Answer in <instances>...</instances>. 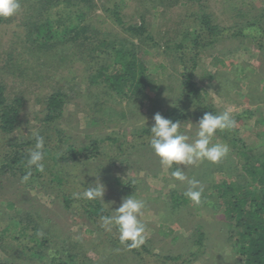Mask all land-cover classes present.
<instances>
[{
  "label": "rangeland",
  "instance_id": "obj_1",
  "mask_svg": "<svg viewBox=\"0 0 264 264\" xmlns=\"http://www.w3.org/2000/svg\"><path fill=\"white\" fill-rule=\"evenodd\" d=\"M116 1L93 0V6L86 9L88 15L84 22L89 29L85 34L97 42L100 38L124 39L117 41L116 47L117 44L129 47L130 42L140 43L114 23V13L105 10V6L112 7ZM41 2L43 0H21L20 12L8 21L0 22V85L8 99L17 95L23 98L14 131L9 135L0 133V155L8 149L5 142L8 138L19 142L40 130V119L46 112V97L56 90L68 95L69 101L57 125L67 133L69 141L79 146L88 142L87 136H111L114 140L103 142L102 146H106L101 149L102 153L91 160L60 161L57 165V173L63 178L60 182L22 183L18 175L0 174V229L8 226L6 231L0 230V242L17 225L19 216L26 220L24 216L31 215L52 235L49 249H46L48 255L41 260L39 255L31 254L32 260L21 259L24 264H47L54 252L67 264L83 260L89 264H174L180 263L181 259L170 261L165 256L177 254L188 258L185 264H235L240 258L233 248L235 237L227 233L229 229L220 209L222 199L215 197L210 186L228 170L218 169V166H226L228 159L232 158L233 163L238 155H234L228 145L229 154L220 163L204 161L195 166L176 165L187 177L199 180L204 186L203 202L196 206L189 200L177 209H171V190L186 191L188 185L171 176L172 168L161 165L149 146V137L154 114L159 112L165 117V112L174 108L176 116H185L176 117L181 121V131L194 138L195 123L205 112L211 113L204 108L211 105L216 114L224 110H231L233 116L240 114L236 121L238 135L256 148L262 146L264 137L258 134L263 130L259 128L261 125H256L254 118L242 112L247 110L251 114L263 115L260 118L264 120V102L253 101L256 92L261 95L259 88L264 84L261 82L264 78V50L258 51L256 45V40L264 41V33L256 28L259 21L264 26V0L201 1L204 3L202 9L210 12L212 22L228 30L212 45L200 50L193 78L196 92L181 84L180 50L175 48L184 32L195 29L198 22L196 4L188 0H124L116 13L125 24H139L143 18L145 34H150V39L144 40L141 47L137 46V55L156 81V86L146 91V97H133L132 100L102 84L96 86L90 82L88 87L90 73L85 68L99 66L95 65L92 56L97 57L98 64L104 63L107 59L104 48L98 51L92 44L80 42V38L77 47L68 41L62 44L66 49L58 48L54 53L38 52L32 47L25 24L46 14L38 10L44 8L45 4ZM77 2L71 0L61 6L64 21L73 16ZM80 5L87 3L81 2ZM52 8L47 11L51 9L55 17V7ZM82 38L88 41V38ZM74 47L76 50L71 52L70 48ZM107 51L111 52L110 49ZM219 57L225 61L219 62ZM185 92L190 94L188 99H184ZM261 96L264 98L263 93ZM109 105L116 110L109 111L106 118L101 109ZM96 116L97 122L94 120ZM213 142H223L218 132ZM228 171L231 174L225 175L238 178L239 173ZM97 178L106 186L103 200L110 207L107 215L128 195L145 201L139 218L146 224L144 246L149 252L141 249L140 257L134 255L130 248L111 241L118 237L115 228L106 232L100 220L93 221L75 206L69 209L63 206V194L83 191L90 184L94 186ZM117 178L129 180L131 187H135L131 189L133 193H126ZM7 201L13 202L14 206H7ZM197 223L202 225L204 232L201 249L191 246L189 240ZM112 234L114 236L110 237ZM23 237L28 238L27 235ZM16 243L22 247L20 240ZM6 244L12 248L9 242ZM33 245L34 242L29 241L28 246ZM6 252L5 249L0 251V259L15 260ZM17 254L22 257L21 250Z\"/></svg>",
  "mask_w": 264,
  "mask_h": 264
},
{
  "label": "trees",
  "instance_id": "obj_2",
  "mask_svg": "<svg viewBox=\"0 0 264 264\" xmlns=\"http://www.w3.org/2000/svg\"><path fill=\"white\" fill-rule=\"evenodd\" d=\"M58 1L60 2V0H43L41 4H45L46 6L44 5L43 9L38 10L46 14L41 16L38 20L25 24L26 34L28 35V40L32 42V47L38 52L43 53L48 51L49 53L51 51L54 53L58 48L60 50L66 49L64 47L62 48V44L68 41L72 42L75 47H77V42L80 38V42L92 44L98 51H102L104 48V53L107 55V59L104 63L101 65L98 64L97 57L92 56L91 58L96 62L95 65L99 66L96 68H85V70L90 73L88 87L90 82L95 83L96 86H101L102 84L129 100H132L133 97H146V91L149 90L148 88L156 86V81L150 75L144 61L137 55L139 52L137 46L140 45L141 47V45L145 43L144 40L150 39V34H145L146 25L143 18H141L139 24H125L122 22V19L116 12L121 7V4L124 3V0H117L112 7L105 6L107 12L114 13V23L122 26L131 37H136V39L140 41L138 44L130 42L129 47H126V45L120 46L119 44H117L118 46L116 47L115 43L117 41L121 42L124 39L107 40L106 38H100L97 42V40H91V37L85 34L89 29L88 24L84 22L88 15L86 9H90L93 6V0H78L77 8L73 10V16L68 17L65 21L61 16L60 8L64 3L69 4L71 0H61L60 3L56 4ZM188 1H193L196 4L198 22L196 20L197 24L193 31L184 32V36L175 45V48L180 50L178 60L182 65L181 79L183 80L181 84L182 86H188L189 91L196 92L197 89L194 87L193 78L199 61L200 50L206 46L212 45L216 39L222 36L221 34L224 31L228 30V28H221V26L212 22L210 12H207L205 8L204 10L202 9L204 4L201 2L202 0ZM81 2H86L87 5L81 6ZM52 7H55L57 14L55 17L52 16L51 9L47 11V8L49 9ZM262 13L264 14V9ZM261 17L262 14L260 15V18ZM10 18L11 17L6 19L0 18V22H6ZM259 22L260 24H258L256 28L258 31L264 33V26L261 25V21ZM82 36L88 38V41L85 42ZM92 38H94V35H92ZM256 42L257 48L263 52L264 41L258 39ZM75 47L74 49L70 48L72 50L71 52L76 50ZM107 49H110L111 52H108ZM84 55L88 56L87 54ZM84 55L82 56L84 57ZM262 81H264V79H261V82ZM262 91L264 92V85L262 86ZM89 93L92 94L91 91ZM189 97L190 94L185 92L184 99H188ZM68 101V95L61 90L53 91L46 97V112L44 118L40 119V130H38L39 135L44 138V172H39L34 167L31 170L25 167L29 150L34 148L36 142L35 135L32 134L30 137H27V139L19 142H13L14 139L11 140V138L5 140L8 149L0 155V174L10 173L13 176L18 175L21 178L24 174L31 171V177L26 183H37L41 180L60 182L63 179L62 176L57 173V165H59L58 163L60 161L74 162L84 159L91 160V158L93 159L99 153H102L101 149L106 146H102V143L107 140H114V137L93 138L92 136H87L89 138L88 142L77 146L72 141H69L70 138L67 136V133L58 127V119L64 113ZM22 105L23 98L21 96L17 95L12 99H8L4 95L3 86L0 85V133L9 135L14 131ZM204 108L216 114L211 105L205 106ZM101 110H103L102 113L105 115L104 117L107 115L106 118H108L110 114L109 111L114 112L116 109L109 105ZM242 113H248L247 117L252 116L251 112L247 110ZM176 117L183 118L185 116L183 114L176 116L174 108L168 109L165 112V118L175 121L178 119ZM234 118L237 121V119L240 118V114H235ZM94 120L97 122L98 117ZM256 125H261L259 128L263 130L258 132V134L264 137V120L261 118L256 119ZM238 131L239 128L237 126L232 131H218L221 140L230 146L234 155H238L237 160L233 163L232 161L234 158L228 159L229 164H226V166H222L224 165L222 164L218 166V169H231L234 173H239L238 178L232 179L225 175L231 174V171L227 170L222 176L217 177L218 180L213 182L210 188L215 197L222 199L220 209L222 218L225 220L229 229L227 233L230 234V237H235L233 248L236 250L238 257H240L235 261V264H264V141H262V146L256 148L255 145L249 144L243 137L239 136ZM52 137H54V139ZM172 169L174 171L177 169L176 164L173 165ZM222 170L218 172L221 173ZM116 181L119 185H122V189L125 190L126 193H133L131 189L135 187H131L129 180L124 181L117 178ZM184 192L185 191L171 190V209H177L183 202L189 201L184 195ZM62 202L65 208L69 209L72 206L77 207L88 218L94 219L93 221L100 220V216L107 215L108 212L105 211L106 208L102 201L78 200L74 198L72 192L63 194ZM7 206L13 207L14 204L11 201H7ZM24 217L26 220L22 216H19L17 225H15L13 230L9 231L8 234L3 237L2 242H0V251H3V249L7 250L6 253L11 254L15 260L18 259V262L15 260L0 259V264H24L22 260L28 261L29 259H33L31 254L39 255L41 260L48 255L46 249H49L48 242L52 234L48 229L45 230L40 224H37V222L31 218V215ZM38 220L40 221V218H38ZM7 229L8 226H5L0 230L6 231ZM28 232H31V234L28 235ZM25 235H27L28 238L23 237ZM112 236H114V234L110 237ZM17 240L21 241L22 247L16 243ZM189 240L191 246H196L198 249H201L204 240V232L200 223L195 224ZM29 241L34 242L32 247L28 246ZM111 241L118 243L119 239L118 237L112 238ZM7 242H9L12 248L7 246ZM37 247H39V250H35ZM141 249L149 252L148 248L144 245L139 248H131L130 250L134 255L140 257L142 253ZM15 250H17V253L18 250H21L22 257H20ZM190 254L191 253H189V255ZM165 258L170 261L181 259L180 263L174 264H185L188 261V258L182 254H177L174 257L167 255ZM47 264L67 263L60 261L58 253L54 252L50 255L49 263ZM75 264L89 263L83 260Z\"/></svg>",
  "mask_w": 264,
  "mask_h": 264
},
{
  "label": "clouds",
  "instance_id": "obj_3",
  "mask_svg": "<svg viewBox=\"0 0 264 264\" xmlns=\"http://www.w3.org/2000/svg\"><path fill=\"white\" fill-rule=\"evenodd\" d=\"M21 10V0H0V18H9ZM154 124L150 128L149 146L159 158L166 169H171L174 164L181 166H195L204 161L213 164L220 163L228 154L229 146L224 142H213L218 131H232L236 127V120L231 110H224L218 114L205 112L199 118L195 137L181 131V121L163 117L155 113ZM145 124V121H144ZM35 146L29 150L25 167H33L39 172H44V138L35 133ZM171 176L180 182H186L188 187L184 195L196 206L202 204L204 186L199 180L187 177L177 168ZM31 177V171L21 177V182L26 183ZM106 186L97 178L94 186L88 185L83 191L73 193L74 198L85 201L100 200L107 205L105 211L110 209L103 200ZM145 208V201L135 195H128L122 199L119 207L108 215L100 216L101 227L106 232L115 228L118 232L120 244L127 248H139L146 242V224L139 218Z\"/></svg>",
  "mask_w": 264,
  "mask_h": 264
},
{
  "label": "crops",
  "instance_id": "obj_4",
  "mask_svg": "<svg viewBox=\"0 0 264 264\" xmlns=\"http://www.w3.org/2000/svg\"><path fill=\"white\" fill-rule=\"evenodd\" d=\"M258 51H260V50H258ZM262 52V51H261ZM223 58V57H222ZM219 62H221V61H225V59H221V57H219ZM258 63V62H257ZM232 64V63H231ZM253 67H257V66H253ZM238 78H239V75H238ZM237 78V79H238ZM264 79V78H263ZM264 84H262V86H263ZM253 86V85H252ZM262 86H261V88H259L260 89V91H261V95H262V93L264 94V92L262 91ZM258 95V96H257ZM261 95H259L257 92L255 93V97H254V99H253V101H255V100H258V103H261V102H264V98L261 96ZM258 98V99H257ZM245 105V104H244ZM263 116V115H262ZM260 114L259 115H256V114H252V116H251V118H254V121L256 120V119H258V117L260 118V117H262Z\"/></svg>",
  "mask_w": 264,
  "mask_h": 264
}]
</instances>
